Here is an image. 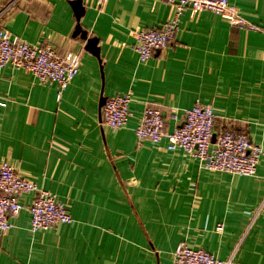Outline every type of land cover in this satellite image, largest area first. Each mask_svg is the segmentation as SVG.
<instances>
[{
    "label": "crops",
    "instance_id": "obj_1",
    "mask_svg": "<svg viewBox=\"0 0 264 264\" xmlns=\"http://www.w3.org/2000/svg\"><path fill=\"white\" fill-rule=\"evenodd\" d=\"M230 2L259 29L187 9L169 49L142 63L135 32L170 18L164 1L83 0L81 24L99 38V60L73 35L69 0H0V27L82 57L61 93L11 64L0 72V162L53 193L73 217L35 234L27 209L10 217L0 264H172L181 243L233 264H264V155L256 175H234L136 135L148 106L170 115L201 103L219 116L215 134L245 132L264 149V0ZM122 93L131 94L132 116L113 131L102 124L100 101Z\"/></svg>",
    "mask_w": 264,
    "mask_h": 264
},
{
    "label": "built area",
    "instance_id": "obj_2",
    "mask_svg": "<svg viewBox=\"0 0 264 264\" xmlns=\"http://www.w3.org/2000/svg\"><path fill=\"white\" fill-rule=\"evenodd\" d=\"M106 1V0H100ZM172 7L170 18L159 28H144L135 32L134 49L140 62H147L156 51L169 49L179 30L180 20L187 9L194 12L210 10L221 15L235 28L258 30L259 27L244 17L230 0H161ZM11 64L15 69L30 71L42 83L57 84L59 93L79 74L82 57L79 53L60 56L53 47L35 46L13 36L0 27V72ZM130 93L109 97L102 108V124L113 131L125 127L132 116ZM175 122L170 131L167 119ZM211 105L197 103L180 112L173 109L170 115L154 106L143 111L136 135L139 141L149 140L153 144L166 142L167 149H182L199 162L204 170L226 172L234 175L254 176L264 155L261 143H255L245 132L227 129L215 135L218 119ZM34 197L25 205L23 194ZM27 209L31 214L32 233L46 231L59 224L72 223L73 217L66 205L48 190L41 189L31 180L24 178L12 165L0 162V235L12 227L10 217ZM223 223L217 226L222 232ZM172 264H233V257L226 260L204 250L181 243L173 253Z\"/></svg>",
    "mask_w": 264,
    "mask_h": 264
},
{
    "label": "water",
    "instance_id": "obj_3",
    "mask_svg": "<svg viewBox=\"0 0 264 264\" xmlns=\"http://www.w3.org/2000/svg\"><path fill=\"white\" fill-rule=\"evenodd\" d=\"M69 3L72 6V9L75 13L77 24L74 30L73 35L79 36L82 39L86 40L85 48L87 51L91 52L94 56L100 60V47H99V38L95 36H89L87 29L83 28L81 24V19L86 13V6L83 3V0H69ZM107 97H102L100 101V108L106 103Z\"/></svg>",
    "mask_w": 264,
    "mask_h": 264
},
{
    "label": "rangeland",
    "instance_id": "obj_4",
    "mask_svg": "<svg viewBox=\"0 0 264 264\" xmlns=\"http://www.w3.org/2000/svg\"><path fill=\"white\" fill-rule=\"evenodd\" d=\"M215 138H216V134H215L214 137H213V141H215Z\"/></svg>",
    "mask_w": 264,
    "mask_h": 264
}]
</instances>
